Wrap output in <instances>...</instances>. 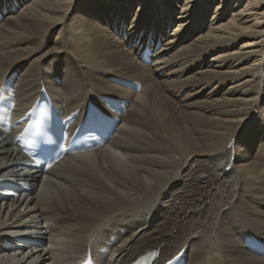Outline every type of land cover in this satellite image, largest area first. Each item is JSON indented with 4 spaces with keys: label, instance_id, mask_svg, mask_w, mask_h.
Returning <instances> with one entry per match:
<instances>
[{
    "label": "bare ground",
    "instance_id": "obj_1",
    "mask_svg": "<svg viewBox=\"0 0 264 264\" xmlns=\"http://www.w3.org/2000/svg\"><path fill=\"white\" fill-rule=\"evenodd\" d=\"M174 2L0 0V91H14L12 127H0V264H264L247 246L264 243V0ZM161 5L178 11L168 37ZM159 87L200 109V124L172 132ZM43 92L59 117L76 114L70 134L89 105L127 104L102 147L44 173L14 125Z\"/></svg>",
    "mask_w": 264,
    "mask_h": 264
},
{
    "label": "rangeland",
    "instance_id": "obj_2",
    "mask_svg": "<svg viewBox=\"0 0 264 264\" xmlns=\"http://www.w3.org/2000/svg\"><path fill=\"white\" fill-rule=\"evenodd\" d=\"M173 1V4H175L176 2H174L175 0H172ZM161 2H162V0H161ZM180 3V2H179ZM178 4V3H177ZM178 5H180V4H178ZM137 3L136 2H134L132 5H131V12H130V15L129 16H134V14H135V12L137 11ZM152 9H150L149 10V12L151 11ZM155 10H157L156 12H155V15H156V13H158V11H160V10H162L159 14V19L157 20V22H156V24H157V26H162L163 28H161L160 26H159V29H161V30H165L164 28L166 27V34H165V37H168L169 35L168 34H170L172 31H173V28L175 27V26H177V24H178V22H177V19H176V17L178 16V11L177 12H171V14H170V12H169V14H168V10H166V8L164 7V5H161V6H159V9H155ZM169 15V16H167V14ZM162 14L163 15H165V17L167 16V20H166V22L165 23H163V20H162ZM147 15H150L149 13L147 14ZM168 17H171V19H172V21H171V23L168 21L169 20V18ZM159 21V22H158ZM162 21V22H161ZM171 24V25H170ZM128 23L127 22H125V26H127L128 27ZM197 34V33H196ZM194 36H196V35H194ZM146 64V63H145ZM188 64V63H187ZM186 64V65H187ZM90 76V78L91 79H93L94 78V76H93V73L91 74V75H89ZM159 89V93H157L158 94V96L156 97V99H155V105H154V107H155V109L159 112V114L162 116V118H163V120L164 121H166L167 123H166V126H168L169 127V129L171 130V128H172V132H176L177 134H181V133H184V132H186V131H188L189 130V127L191 126V124H189L190 122H189V120H191V119H194V120H196L197 118H198V115L196 114V116L195 115H193V116H191L193 113H199L198 111H200V109H198V110H192V108H184V107H182L178 102H176V100H174V99H172L171 97H169L168 96V94L166 93V91H164L161 87H159L158 88ZM185 93H186V91H183L182 93H180L179 94V97L180 98H182L184 95H185ZM160 94V95H159ZM218 94V93H217ZM216 94V95H217ZM172 99V100H171ZM169 108H170V110H169ZM164 112V113H163ZM171 112V113H170ZM191 112H193V113H191ZM164 114V115H163ZM178 114H179V116H178ZM166 116V117H165ZM182 120V121H181ZM174 121H176V122H174ZM183 122V123H182ZM185 122V123H184ZM200 122V120H196V123H197V125L198 124H200L199 123ZM173 123V124H172ZM182 123V124H181ZM168 124V125H167ZM179 124V125H178ZM178 126V127H177ZM171 127V128H170ZM185 128V130H182V129H184ZM199 128V127H198ZM184 131V132H183ZM256 145V142L255 143H253V145ZM204 177V175L202 174L201 175V177ZM203 177H202V179H200V180H203Z\"/></svg>",
    "mask_w": 264,
    "mask_h": 264
},
{
    "label": "snow or ice",
    "instance_id": "obj_3",
    "mask_svg": "<svg viewBox=\"0 0 264 264\" xmlns=\"http://www.w3.org/2000/svg\"><path fill=\"white\" fill-rule=\"evenodd\" d=\"M88 264H91V261H89ZM168 264H172L171 260L168 261Z\"/></svg>",
    "mask_w": 264,
    "mask_h": 264
}]
</instances>
